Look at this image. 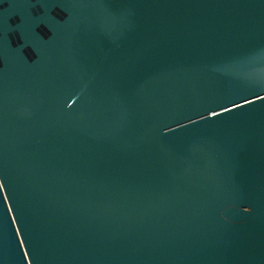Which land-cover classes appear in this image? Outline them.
Instances as JSON below:
<instances>
[{"label":"water","instance_id":"95a60500","mask_svg":"<svg viewBox=\"0 0 264 264\" xmlns=\"http://www.w3.org/2000/svg\"><path fill=\"white\" fill-rule=\"evenodd\" d=\"M0 264H264V0H0Z\"/></svg>","mask_w":264,"mask_h":264}]
</instances>
